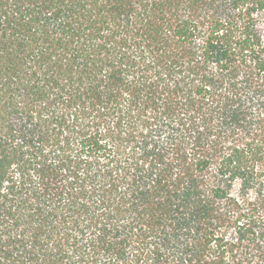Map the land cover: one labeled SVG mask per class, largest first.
<instances>
[{
	"label": "trees",
	"instance_id": "obj_1",
	"mask_svg": "<svg viewBox=\"0 0 264 264\" xmlns=\"http://www.w3.org/2000/svg\"><path fill=\"white\" fill-rule=\"evenodd\" d=\"M0 264H264V0H0Z\"/></svg>",
	"mask_w": 264,
	"mask_h": 264
}]
</instances>
